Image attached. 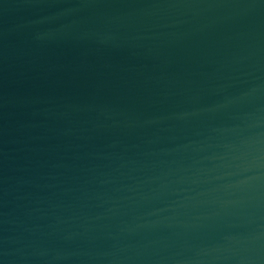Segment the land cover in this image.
Returning <instances> with one entry per match:
<instances>
[{"label":"water","instance_id":"obj_1","mask_svg":"<svg viewBox=\"0 0 264 264\" xmlns=\"http://www.w3.org/2000/svg\"><path fill=\"white\" fill-rule=\"evenodd\" d=\"M0 264H264V0H0Z\"/></svg>","mask_w":264,"mask_h":264}]
</instances>
